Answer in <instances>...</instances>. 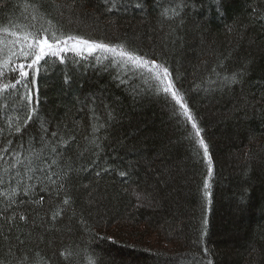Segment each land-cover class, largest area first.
Masks as SVG:
<instances>
[{
	"label": "trees",
	"instance_id": "trees-1",
	"mask_svg": "<svg viewBox=\"0 0 264 264\" xmlns=\"http://www.w3.org/2000/svg\"><path fill=\"white\" fill-rule=\"evenodd\" d=\"M137 2L115 0L108 11L105 0H0V29L35 31L51 20L65 32L127 41L143 52L159 54L167 45L164 58L200 117L213 157L207 226L202 223L207 166L193 155L170 107L147 91L133 94L118 86L113 75L119 69L105 70L107 61L97 64L89 58L76 64L78 58L68 53L65 64L57 58L41 62L42 113L46 119L78 121L87 134L83 102L99 96L115 106L119 117L101 133L100 153L101 164L113 171L99 180L81 174L72 187L76 216L69 213L56 222L25 207L17 212L35 223L18 215L6 218L11 213L3 211L0 198L2 264H15L22 255L29 264H62L54 253L65 244L79 252L77 264H88L89 256L96 264H207L209 259L213 264H264V0H226L222 13L216 0H186L179 26L161 24L159 5L165 0H146L142 9L133 7ZM30 4L42 5L35 20L33 9L26 7ZM11 39L0 32V40ZM242 66L247 72L240 83L225 88L206 83L216 79L213 68L222 76ZM13 76L8 73L0 83L14 82ZM17 115L22 113L16 111L15 96L0 94V128L7 129L6 121L14 122ZM121 170L129 177H120ZM89 190L98 207H88ZM134 191L150 199L138 203Z\"/></svg>",
	"mask_w": 264,
	"mask_h": 264
},
{
	"label": "snow or ice",
	"instance_id": "snow-or-ice-1",
	"mask_svg": "<svg viewBox=\"0 0 264 264\" xmlns=\"http://www.w3.org/2000/svg\"><path fill=\"white\" fill-rule=\"evenodd\" d=\"M105 2L108 4V11H111L115 0ZM145 2L146 0H139L133 7L142 9ZM216 3L217 10L222 13L226 0H216ZM26 7L33 9L32 19L35 20L42 5L30 4ZM64 7L71 8V5ZM187 7L186 0H165L164 4L159 5L161 24L179 26L184 20L183 10ZM46 23L47 27L42 26L35 31L0 29L7 37L14 38L7 43L0 40V79L8 73H15L12 77L14 82L0 83V94L14 95L16 111L22 113L15 117L14 122L12 119L6 121L7 129L0 128V198L5 206L3 211L11 213V216L6 218L15 220L18 215L19 220L35 223L31 216L17 212L21 207L31 208L37 213L43 211L52 222L61 220L69 213L76 216L72 187L81 178V174H94L96 180H99L113 171L110 165L101 164L100 153L103 151L101 141L105 139L101 133L106 132L110 122L118 120L119 117L115 106L105 104L99 96L89 97L83 102L80 111L87 115V134H82L83 125L78 121L46 119L42 113L38 82L44 68L41 62L46 64V58H57L59 63L65 64L67 54L71 53L78 58L74 61L76 64L89 58H93L97 64L107 61L105 70L110 67L119 69L113 75V80L118 86H123L133 94L147 91L154 97L162 98L166 106L170 107L171 118L183 130L184 139L192 146L193 155L207 166L202 185V211L205 215L202 223L206 227V215L212 198L210 180L213 174V157L200 117L189 105L186 91L178 86L179 75L164 58L166 53L163 48L167 45L162 46L159 54L155 51L143 52L131 47L127 41L110 42L65 32L53 25L51 20ZM172 34L170 32L167 35ZM220 66L224 71L222 62ZM246 72V67L242 66L241 70L221 76L213 68L212 73L216 79L209 78L206 83L220 88L229 87L240 83ZM69 81L70 77L65 74L64 82L67 84ZM134 82H142V86L134 87ZM100 108L103 109L102 114L98 111ZM81 140L85 143L82 144ZM118 175L126 179L130 173L121 170ZM82 187L87 189L89 186ZM133 194L141 204L150 199L142 192L134 191ZM88 196V207H98L99 200L91 190ZM80 220L85 224V230L90 231L83 212L80 213ZM19 242L21 245L25 244V241ZM204 252L207 253L206 248ZM85 254L87 255L86 252ZM54 255L62 258V264H77L76 256L79 252L71 245L65 244L57 249ZM15 264H29L28 256L17 257ZM88 264L96 262L89 256ZM207 264L213 262L209 259Z\"/></svg>",
	"mask_w": 264,
	"mask_h": 264
}]
</instances>
